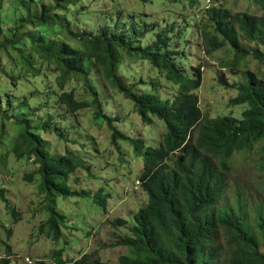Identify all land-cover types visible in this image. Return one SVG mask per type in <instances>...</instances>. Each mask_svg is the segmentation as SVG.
Returning <instances> with one entry per match:
<instances>
[{
	"label": "trees",
	"instance_id": "obj_1",
	"mask_svg": "<svg viewBox=\"0 0 264 264\" xmlns=\"http://www.w3.org/2000/svg\"><path fill=\"white\" fill-rule=\"evenodd\" d=\"M5 1L0 0V18ZM17 1L20 5L25 4V0ZM187 1L190 7L197 5L196 0ZM79 2L81 0H56L55 5H44L38 14L31 11L24 21L41 27L57 16L61 23H67L69 10L73 5L77 8ZM255 2L264 10V0ZM175 20L176 23L169 27H159L155 23L140 27L137 21L123 26L109 22L102 25L99 21L98 34L71 32L70 39L76 44L64 43L57 49L54 39L46 41L33 34L19 38L22 29L9 30L8 39L0 22V62L5 59L11 63L12 57H21L25 66L39 75L44 71L42 66L39 72L36 71L37 61L52 59L60 73L55 80L61 90L60 95L56 93L57 104L72 115L91 110L95 120L107 123L113 145L127 141L134 156L142 159L139 181L148 201L134 214L129 233L118 237L116 244L126 247L128 252L115 264H264L261 250L264 215L258 216L253 226L244 213L242 201H238L237 208L222 204L225 176L231 172L235 155H251L255 146L264 142V83L259 81L257 74L245 71L242 83L237 86L238 97L232 101L236 107L248 106L242 118H205L196 95L202 83L200 66L191 75L179 66L181 58L177 47L184 27L174 45L171 44L172 31L180 22L178 17ZM206 20L201 36L208 55L227 47L233 53L232 68L249 58L264 65V15H231L221 8H207ZM153 28L158 30L151 32ZM144 35H150L155 41L144 46L133 39L142 40ZM241 41L247 44L245 48ZM23 44L24 47L29 45L30 58L22 50ZM129 59L134 60L133 63L146 62L158 74L159 80L175 87L177 91L172 98H162L157 83L140 80L128 83L127 75L126 83L121 72L127 69H124V62ZM94 64L98 66L101 79L114 92L132 102L145 126L151 127L154 120L163 124L164 133L158 147L145 146L142 141L131 139L116 129L118 118L106 114L104 101L99 98L96 83L91 79ZM218 81L228 89H235L223 77ZM73 83L78 87L66 90L65 87ZM80 89L85 94L81 99L78 97ZM45 132L49 133L47 129ZM57 139L68 142L62 131ZM17 141L28 149L27 158H34L33 162L39 167L40 193L45 196L48 211V218L39 229L55 243L68 244L72 236L67 241L68 235L64 232L70 229L76 232V228L69 225L65 213L58 211V200L89 198L104 210L108 196L102 194V188L94 195L87 191L78 194L70 189V176L79 167H85L82 158L73 152L67 151L62 157L53 156L49 143L41 139L19 136ZM12 152L18 159L23 158L22 152L19 151V157L16 150ZM0 195L3 196V191ZM12 213L18 215L15 209ZM113 225H125V221H114ZM55 261L56 264H101L85 254L76 261L64 259L63 250L55 252ZM0 264H9V260L3 259Z\"/></svg>",
	"mask_w": 264,
	"mask_h": 264
},
{
	"label": "rangeland",
	"instance_id": "obj_2",
	"mask_svg": "<svg viewBox=\"0 0 264 264\" xmlns=\"http://www.w3.org/2000/svg\"><path fill=\"white\" fill-rule=\"evenodd\" d=\"M196 1L197 5L190 7L187 0H152L145 3L139 0H81L77 8L73 5L69 10L67 23H61L55 16L47 26L34 27L24 19L31 11L33 14L42 12L44 5H55L56 0H25V4L21 5L17 0H6L0 22L8 39L9 30L22 29L19 38L24 34H33L44 37L46 41L54 39L57 49L64 43L76 44L70 39L71 32L78 35L83 31L98 34L99 21L102 25L109 22L123 26L137 21L140 27L150 23L169 27L176 23L175 18L178 17L180 22L172 31L171 44L174 45L184 27L177 47L181 58L179 66L185 68L189 75L195 68H202V83L196 95L204 117L232 116L241 119L248 106L236 107L232 104L238 97L237 86L242 83V75L247 70L257 74L259 81L264 83V65L249 58L232 68L233 53L227 47L208 55L201 36L207 25L206 9L221 8L231 15L244 13L255 17H262L264 10L255 0ZM153 29L151 32L158 30ZM133 39L144 46L155 41L150 35H144L142 40ZM241 43L244 48L247 46ZM29 48L28 44L27 47L23 44L22 50L28 58L31 57ZM51 61H37L36 71L39 72L40 66L44 71H40L39 75L26 67L21 57H12L11 63L5 59L0 62V191H3V196L0 195V261L8 259L9 264H56L55 252L63 250V258L71 261L85 254L101 264H115L120 256L128 252L126 247L116 244L118 237L129 233L134 214L148 201L139 185L142 159L134 156L133 148L127 141H118L113 145L107 123L95 120L91 110H81L72 115L57 104V94L60 95L61 90L55 80L60 73ZM133 61L124 62V69H128L121 72L124 81L157 83L161 97L172 98L177 91L175 87L159 80L158 74L146 62ZM220 77L235 89L222 86L218 81ZM91 79L96 83L99 98L104 101L106 114L113 119L118 118L115 122L118 131L142 141L145 146L158 147L161 144L164 133L161 122L154 120L151 127L145 126L132 102L114 92L101 79L96 64L91 68ZM72 87L78 86L73 83L65 88L69 90ZM84 95V90H78L79 99ZM61 131L67 137V143L57 139ZM19 136L49 143L53 156L62 157L71 151L82 158L85 167H79L70 176V189L78 194L87 191L94 195L102 188V194L108 196L104 210L89 198L58 200V211L65 213L69 225L76 228V232L74 229L64 232L68 235L67 241L72 236L70 244L69 241L68 244L55 243L39 229L48 218L45 196L40 193L39 167L33 162L34 158H27L29 151L17 141ZM14 150L18 152V157L19 151L23 153L21 160L13 154ZM225 184L222 204L237 208L238 201H242L245 204L244 213L254 226L258 216L264 215V142L256 145L251 155H235L231 172L225 176ZM13 209L18 215L12 213ZM121 220L125 221V225H113L114 221ZM261 250L264 252L262 241Z\"/></svg>",
	"mask_w": 264,
	"mask_h": 264
},
{
	"label": "clouds",
	"instance_id": "obj_3",
	"mask_svg": "<svg viewBox=\"0 0 264 264\" xmlns=\"http://www.w3.org/2000/svg\"><path fill=\"white\" fill-rule=\"evenodd\" d=\"M210 2V0H207V3H209ZM209 5V4H208ZM200 68H201V66H200ZM202 69V68H201ZM202 77V76H201ZM139 185H140V183H139ZM31 263V262H30Z\"/></svg>",
	"mask_w": 264,
	"mask_h": 264
}]
</instances>
